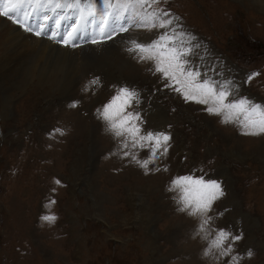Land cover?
<instances>
[{
  "label": "rangeland",
  "instance_id": "rangeland-1",
  "mask_svg": "<svg viewBox=\"0 0 264 264\" xmlns=\"http://www.w3.org/2000/svg\"><path fill=\"white\" fill-rule=\"evenodd\" d=\"M104 7V0H81L79 7L22 9L34 33L43 30L48 39L60 33L50 40L62 49L74 48L57 41L78 28L73 43L81 47L75 49L82 65L66 66L57 77L12 69L0 78V264H264V133L245 135L237 120L225 123L205 105L185 102L149 71L151 62L126 51L132 39L148 43L174 34V46L190 49L194 70L229 89L230 99L264 107V0H161L153 8L168 13L166 29L130 27L111 40L98 32ZM91 47L98 53L83 50ZM73 66L79 67L74 76ZM252 72L259 76L248 81ZM97 76L101 84L84 91ZM113 85L137 89L143 127L172 137L168 153L148 169L123 152L144 160L149 148H123L97 118ZM74 101L77 107H69ZM181 176L221 183L224 196L207 213L212 219L203 231L207 216L179 211L181 190H169ZM46 215L56 220H43ZM219 229L242 238L231 242L227 256L215 248L206 256Z\"/></svg>",
  "mask_w": 264,
  "mask_h": 264
},
{
  "label": "snow or ice",
  "instance_id": "snow-or-ice-1",
  "mask_svg": "<svg viewBox=\"0 0 264 264\" xmlns=\"http://www.w3.org/2000/svg\"><path fill=\"white\" fill-rule=\"evenodd\" d=\"M161 0H104V11L100 14L98 32L102 40H111L117 33H126L130 27L153 30L156 28L166 29L172 24L171 19H163L168 16L166 11H158L153 5H158ZM81 0H72V3L61 2V0H0V16L11 20L21 26L27 32H33V28L24 23L27 11L22 9L26 4L36 7L54 8L79 7ZM147 9H152L148 11ZM95 9L91 2L88 6V14L93 15ZM127 13V16H125ZM111 18V19H109ZM44 20L50 19L48 16ZM120 20H125V24H120ZM43 29L44 26H40ZM78 28L73 27L71 31L64 33L57 43L64 46L76 47L73 41L77 38ZM36 36L44 35L43 30L35 31ZM60 35L53 32L49 39L56 40ZM102 40L93 39L91 43L98 44ZM175 35L160 34L157 39L148 43H142L135 39L129 41L130 47L126 49L129 54L139 61L151 62L149 71L153 75L159 76L165 89H169L179 94L185 102H195L205 105L204 110L212 115H223L224 122L237 120L247 131L245 135H259L264 133V107L252 104L247 99H230L231 91L225 86L217 85L214 81L206 78L200 71L194 70L187 58L190 49L174 46ZM259 76L258 72H252L247 76L251 81ZM230 83V82H229ZM101 84L100 77H93L83 89L88 91ZM113 94L96 109L97 118L106 125L105 130L110 132L115 138H121L123 148H146L150 150L148 159L139 160L136 155L129 151H124V157H130L141 168L148 169L149 165L155 163L160 156L166 155L169 151L170 134L160 131H150L143 127L146 123L142 113L137 106L141 103L140 92L127 85H113ZM79 101L72 102L69 107H77ZM243 115V120L239 116ZM59 132L60 129H57ZM166 170V169H165ZM156 171H160L159 168ZM57 185L61 184L59 179L55 180ZM172 188H179L182 195L178 203L182 204L179 211H185L190 216H207L214 203L224 196V191L216 180L205 179L204 176H181L172 180ZM55 191V189H53ZM50 203H56L55 200ZM45 221H55L54 215L42 217ZM207 216L200 226L204 227L211 220ZM207 238L206 236L204 237ZM241 235L233 234L224 229H219L211 245L205 250V255H209L213 248L220 250V256H227L234 241L241 240ZM251 256V251L247 253ZM236 260V257H232Z\"/></svg>",
  "mask_w": 264,
  "mask_h": 264
},
{
  "label": "bare ground",
  "instance_id": "bare-ground-1",
  "mask_svg": "<svg viewBox=\"0 0 264 264\" xmlns=\"http://www.w3.org/2000/svg\"><path fill=\"white\" fill-rule=\"evenodd\" d=\"M47 16H49V15H47ZM40 19H42V17ZM48 20L51 21L52 19H48ZM15 26L13 25V28ZM44 26L46 28L47 23H45ZM3 27H5L6 30H4V32L0 31V78H3L4 75H6L7 71L12 70V69H16V70L18 69L24 75H27L29 70H39L42 73V75H44V76H47L48 74L54 73L55 76L57 77L58 74H63V72H61L63 68H65L66 66L70 67V65L75 64L76 62H78L80 60V59H78V55H80V52H81V51L79 52V50L81 49V47H79V46H76V47L80 48L79 50L77 49V51L75 49L76 47H74L73 49H69V48L62 49L63 47L56 44L55 41H52L48 38H45L44 37L45 34L42 36H36L34 34V32L33 33L27 32L19 26H16L15 29H12L10 26H8L7 21L2 20V18H0V30ZM96 48H97V46H96ZM96 48L91 47V48H85L83 50L87 51V53L96 52V54H97L98 51ZM61 50L64 51L62 53V56L60 58L57 56L58 58L56 59L57 53L59 54V51H61ZM80 62H78V63H80ZM74 68H75L74 66L71 68L73 70L72 76L76 75L75 72L77 73L79 71V67H78L77 71H74ZM65 74L68 75L69 78H73L72 76H70V73H65ZM22 80L24 81V80H26V78L24 77V78H22ZM73 80H75V79H73ZM78 80H79V78H78ZM43 81H44V79H43ZM17 84H18V82H17ZM44 94H46V92ZM118 151H119V149H118Z\"/></svg>",
  "mask_w": 264,
  "mask_h": 264
}]
</instances>
